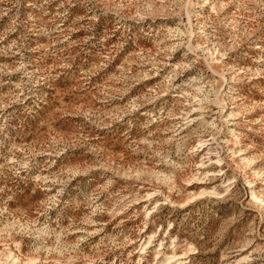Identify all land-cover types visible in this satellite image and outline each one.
Masks as SVG:
<instances>
[{"label":"rangeland","instance_id":"rangeland-1","mask_svg":"<svg viewBox=\"0 0 264 264\" xmlns=\"http://www.w3.org/2000/svg\"><path fill=\"white\" fill-rule=\"evenodd\" d=\"M0 264H264V0H0Z\"/></svg>","mask_w":264,"mask_h":264}]
</instances>
